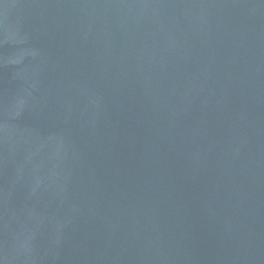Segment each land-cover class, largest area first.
<instances>
[{
    "label": "water",
    "instance_id": "obj_1",
    "mask_svg": "<svg viewBox=\"0 0 264 264\" xmlns=\"http://www.w3.org/2000/svg\"><path fill=\"white\" fill-rule=\"evenodd\" d=\"M0 264H264V0H0Z\"/></svg>",
    "mask_w": 264,
    "mask_h": 264
}]
</instances>
